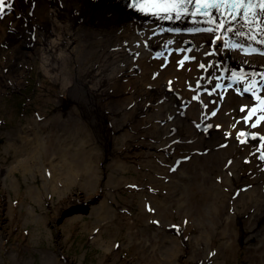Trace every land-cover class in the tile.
I'll return each mask as SVG.
<instances>
[{
  "label": "bare ground",
  "instance_id": "6f19581e",
  "mask_svg": "<svg viewBox=\"0 0 264 264\" xmlns=\"http://www.w3.org/2000/svg\"><path fill=\"white\" fill-rule=\"evenodd\" d=\"M5 4L0 11V104L1 88L23 87L35 65L45 91L41 99L46 95L54 101L49 109L54 115L48 121L71 125L68 132L75 128L74 136L83 135L86 153L87 142L95 139L112 158L109 163L106 153L98 152L87 156L81 168L66 155H49L44 163L53 167L55 184L71 185L81 177L90 191L91 181L96 175L100 181L103 173L97 170L91 176L94 163L108 162L120 172L113 199L118 208L124 204L120 207L124 211L139 203L136 193L158 189L163 194L168 187L160 199V225L157 216L143 207L139 212L134 209L132 219L111 211L112 224L125 227L127 241L138 245L125 264H264V28L258 15L239 29L242 26L224 23L217 8L192 16L178 10L150 14L127 0H5ZM185 40L193 43L191 49ZM61 112L70 121H62ZM37 117L17 126L21 139H32L27 129L38 133V141L14 167L39 163L40 152L48 148L45 138H50L52 126L45 135ZM12 131L13 127L6 135ZM12 166L0 167V183H6ZM130 169L138 174L133 178L140 186L125 195ZM24 180L29 186L26 174ZM41 185L47 188L45 179ZM52 190L28 187L26 194L40 208L48 202L50 209L59 211L70 199L88 202L101 213L106 201L97 208V199L113 193L107 188L81 192L82 196L77 189L71 196L56 187ZM54 193H59L57 204L53 196L46 198ZM1 198L8 199L9 194ZM19 203H27L28 214L14 217V223L39 220L30 202ZM75 213L65 215L66 224L82 222L85 212ZM108 222L101 226L108 227ZM178 232L184 243L163 249L162 237ZM121 252L120 247L116 254ZM19 256L21 252L15 254ZM31 258L23 256L20 261L33 264ZM43 259V264H75L72 258L61 262L52 252Z\"/></svg>",
  "mask_w": 264,
  "mask_h": 264
},
{
  "label": "rangeland",
  "instance_id": "374dc122",
  "mask_svg": "<svg viewBox=\"0 0 264 264\" xmlns=\"http://www.w3.org/2000/svg\"><path fill=\"white\" fill-rule=\"evenodd\" d=\"M35 67V65L32 66V71L25 78L26 81L23 87L21 86L17 90H12L13 88L11 86L1 88L3 101L0 104V167L7 168L8 166H12V164L15 165L18 163L17 160L21 161L24 155L30 152L35 143H37L38 133L36 132L33 133V131L30 132L26 129L28 133L32 134L31 140H26L24 138L21 139L18 135L20 128L23 127V124L27 125V121L29 119L35 120V116L39 114L41 119L40 117L37 118L40 119L39 124H41L40 126L44 130V134L47 135V130H49L50 125L52 126V132L49 139H47V137L45 138L48 148L40 152V157L42 159L39 163L31 164L32 162H23V164H19L18 167L12 166V173L8 175L6 183H0V264H23V262L20 261L23 256L32 257L31 260H33V264H43V256L46 252H52L57 258H60L61 262H65L67 259L72 258L75 261V264H125V259L133 257L132 254L138 245L134 246L127 241V237L129 238V236L125 234L128 232L125 227L118 229V222L112 224L114 221L113 219H115V214H113V212H115L116 209V213H120V216L131 217L132 219L134 217L133 213H135L134 209L136 212H139L143 207L145 211H149L151 213L153 212L152 215L157 216V219L155 218V222L160 225L162 223V219H160L158 213L163 210L160 199H162L161 196L165 194L166 188L168 187L164 186L163 194L162 192H159L158 189H147L145 192L147 194L141 192L136 193L137 198H140V200H138L139 203L133 205L130 209L127 208L125 211L120 209V207L124 205L123 203H121L118 208L116 202H114L115 200L113 199V195L117 194L114 193L117 187L116 185H120L119 178H116L117 176H120V172L114 167L111 168V165L109 166L112 158L107 154L105 150L106 148L103 150V147L100 146V144H98V142L94 139V135V141L91 140V142H87L88 144L86 147L88 152L86 153V149H84L82 145L83 135L74 136L75 134H78L75 128L72 129V132H68L71 125L66 123L58 124L56 120L51 124V121H48L50 120V115H54V113L49 110L53 107L54 101L47 98L46 95H43V98L41 99V93H45V91L41 89V87H43V83L39 81ZM67 110L68 109H65L64 112H67ZM45 112L46 114H44ZM59 116L62 117V121L67 119V113L62 115L61 112V115ZM67 120L70 121V118ZM17 126L21 127L18 129ZM12 127L15 129V131L11 132L13 134L9 136L6 135V132L11 130ZM9 138H12L14 141L8 142ZM69 145L71 147H69ZM99 147H101L100 150H98ZM98 152H105L109 163H104L105 161H96L94 163L96 167H94V169L92 167L91 176L93 177L95 175V171L97 170H100L103 173L100 175V181L97 179V175L96 179L91 181L92 185L89 187L90 191L86 189V179L83 181V179L81 180V177H77L78 180L71 183V185L70 183L64 185L62 182L59 184L57 182V184H55L54 177L51 174L53 173L51 171V169L53 170V167H51V165L47 162L44 163V160L49 157V155L50 157L53 155V157L56 158L60 155H66L70 158V160H72V162H77V165L80 163V166H78L82 168L83 162L87 159L86 157L89 155H97ZM33 166H35V170L41 168L42 172L33 171L31 168ZM29 167L30 170H27ZM66 168L67 165L62 167V169ZM131 169L126 173L129 178L126 186L129 190L122 191L125 195H129V192L132 190H138L137 186H140L133 178V176L137 177L138 174ZM71 172H69L70 175ZM25 174L28 176V180L30 181L29 186L25 183ZM83 176L88 177L89 173L86 175L83 173ZM43 179L47 182V188H44L41 185L43 184ZM114 179L117 182L116 184H112V180ZM51 180L53 182V186L51 184ZM14 182H16V184L19 183V187L16 188ZM137 182L139 183L140 181L137 180ZM124 183L125 181H123L122 184ZM69 185L71 186L70 188ZM28 187L32 189L33 187H36L37 189L40 188V190H45V192H52V189L56 187V190L59 193L60 191H64L66 194L71 196L75 193L72 192V190L75 191L77 189L80 193H92L97 189L105 192L108 188L109 190H112L113 193L108 191L107 194V192H105L106 196L103 200L99 201L97 199V208H101L103 202L106 201V206L103 207L101 213L93 211L92 206H90L88 202H72V200L70 201L69 199L70 197H67V199H69L68 203H62L60 205V210L55 211V209H50L48 202L44 205L46 208H40L39 205H36L37 203L34 201V197L29 195L27 196L26 194ZM59 193L49 194V197L46 198L51 199L53 196L54 202L57 204ZM156 193L159 194L157 200L153 198V195ZM8 194V199L1 198L2 195H6L7 197ZM20 200L30 202L35 207V210H37L36 212L40 215L38 221L31 219L25 222V219H21L18 223L13 222L16 221L14 217L25 218L28 214L26 207L27 203L24 206H19ZM7 204L12 206L11 212L8 211ZM175 207L176 205H174L173 208L174 213L176 212ZM79 208H88V212L82 214L83 211H78L80 210ZM112 210L113 212H111ZM69 211H73L72 215L76 214L75 212L77 211V213L82 214L83 220L79 225L76 223H73L72 225L66 224L69 216H65V213ZM91 212L93 214H91ZM176 215L177 214H175V216ZM98 216L100 217L99 222H97ZM192 216L194 215L189 217L185 216L187 218H183V221L185 219L190 220V217ZM126 220L128 219L126 218ZM107 221H109L108 227L101 226L102 222L104 223ZM174 221H181V219L175 218ZM140 224L143 225L142 220L140 221ZM180 236L181 234L178 232L175 236L172 235L171 237H162L163 241H165L163 249L166 247L168 251H170L173 243L181 240ZM180 242L182 244L184 243L182 240ZM107 244L109 247H107ZM120 247L122 252L116 254V251ZM177 247L180 248V246ZM109 251H111V253ZM20 252L22 256L15 257V254H20ZM238 254L241 259L243 257V249L239 251ZM228 264H234V261L229 262Z\"/></svg>",
  "mask_w": 264,
  "mask_h": 264
},
{
  "label": "snow or ice",
  "instance_id": "6c2138e0",
  "mask_svg": "<svg viewBox=\"0 0 264 264\" xmlns=\"http://www.w3.org/2000/svg\"><path fill=\"white\" fill-rule=\"evenodd\" d=\"M10 7V5H7ZM6 7L5 0H0V11H2ZM249 7H252V5H249ZM259 8L261 9L262 12H264V3H261L259 5Z\"/></svg>",
  "mask_w": 264,
  "mask_h": 264
},
{
  "label": "water",
  "instance_id": "95a60500",
  "mask_svg": "<svg viewBox=\"0 0 264 264\" xmlns=\"http://www.w3.org/2000/svg\"><path fill=\"white\" fill-rule=\"evenodd\" d=\"M79 209L80 210H78V211H83V212H86V213L88 212V208H79ZM70 214H73V211H69V212H66L65 213V215H70Z\"/></svg>",
  "mask_w": 264,
  "mask_h": 264
}]
</instances>
